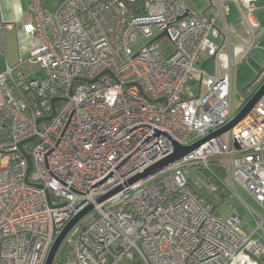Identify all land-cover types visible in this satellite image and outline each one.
I'll return each mask as SVG.
<instances>
[{
	"label": "built area",
	"instance_id": "obj_1",
	"mask_svg": "<svg viewBox=\"0 0 264 264\" xmlns=\"http://www.w3.org/2000/svg\"><path fill=\"white\" fill-rule=\"evenodd\" d=\"M213 1L214 15L188 0H64L55 10L28 0L24 29L42 76L0 70V264H45L91 204L53 264H264V97L224 134L127 184L175 143L191 145L238 113L233 56L223 72L218 62L205 70L229 10ZM250 98L240 95V109ZM235 184L262 211L252 210L255 228L217 210L221 185L240 195Z\"/></svg>",
	"mask_w": 264,
	"mask_h": 264
},
{
	"label": "crops",
	"instance_id": "obj_2",
	"mask_svg": "<svg viewBox=\"0 0 264 264\" xmlns=\"http://www.w3.org/2000/svg\"><path fill=\"white\" fill-rule=\"evenodd\" d=\"M53 1L44 0V6L49 10H55L64 0ZM220 1L225 2L229 10L224 18L221 16L217 18V25L222 30V35L216 39L220 47L219 55L215 58L219 63L218 71L223 72L226 69L227 60L232 55L236 64L246 60L249 62L250 68L256 73L253 78L255 81L260 73L264 74V0ZM188 2L191 9L197 12H207L211 15L217 12L213 0H188ZM248 4L253 7L252 18L259 23V31L253 30L247 20ZM28 12V0H0V70L9 65L16 70L21 69L29 76L36 73L28 71L27 68L30 63H34L30 61L29 56L37 44V39L24 29L29 20ZM251 43L255 44L254 47L241 60L246 46ZM255 48L257 51L253 52ZM263 74L258 83L264 82Z\"/></svg>",
	"mask_w": 264,
	"mask_h": 264
},
{
	"label": "water",
	"instance_id": "obj_3",
	"mask_svg": "<svg viewBox=\"0 0 264 264\" xmlns=\"http://www.w3.org/2000/svg\"><path fill=\"white\" fill-rule=\"evenodd\" d=\"M264 97V82L261 84V86L256 90V92L251 96V98L248 100V102L238 111V113L234 116V118L232 120H230L228 123H226L224 126H222L221 128L211 132L208 136L202 138L201 140L188 145V146H183L180 145L178 143H175V147H174V151L166 156L165 158L159 160L158 162L154 163L153 165H151L150 167H148L146 170H144L143 172L135 175L134 177H132L130 180L127 181V184H131L141 178H146L149 175H152L156 172H158L159 170H161L163 167H165L166 165H168L169 163L181 158L182 156H184L185 154L189 153L190 151L194 150L195 148L199 147L201 144H203L204 142L210 140L211 138L220 136L222 134H224L225 132H227L228 130H230L231 128L235 127L236 125H238L239 123H241L246 116L253 110V108L256 106V104ZM57 98H54L52 100L53 105L56 102ZM55 113V108L53 111V114L46 117L45 119L50 120L53 115ZM34 138V137H33ZM32 138V139H33ZM236 146L239 147V144L236 143ZM28 162H29V172L32 170V159L31 156L29 154H25ZM38 186H42V185H38ZM122 188V186H119L113 190H111L110 192H108L107 194L99 197L97 199L98 202H102L104 200H106L107 198H109L110 196H112L113 194H115L116 192L120 191ZM93 208V205H89L87 206L85 209H83L81 212H79L77 215H75L63 228V230L61 231V233L57 236V238L55 239L49 253L46 259L45 264H53L55 257L57 255V252L62 244L63 239L65 238L66 234L70 231V229L87 213L89 212L91 209Z\"/></svg>",
	"mask_w": 264,
	"mask_h": 264
},
{
	"label": "rangeland",
	"instance_id": "obj_4",
	"mask_svg": "<svg viewBox=\"0 0 264 264\" xmlns=\"http://www.w3.org/2000/svg\"><path fill=\"white\" fill-rule=\"evenodd\" d=\"M53 2H56V0H54ZM163 45L167 49H171L172 47V44L170 41L163 42ZM135 49H137V47ZM255 51H257L256 48L253 52ZM31 57H32V54L30 53L29 59ZM207 59H208L207 57H203L202 64L205 63ZM217 61L218 60H216L215 58L209 59L205 64V70L210 74L215 73ZM219 62L221 64L220 60ZM27 68H28V71L36 72L31 77H34V78L41 77L42 74H41V71H38L37 64L30 63ZM255 74L256 73L252 70V68H250V64L247 60L239 64L238 63L236 64L235 71H234V79H233V99H234L235 110L241 107L242 103L240 100V95L243 93V89L253 81V78H255ZM198 91L199 90L197 88L195 90V93L198 94ZM235 187L240 195H238L235 191H232L226 198L222 200L220 204H217V210L221 215L226 216V217H229L232 214L237 213L239 216L242 217V219L248 225L255 228L257 224L254 219L252 210L257 211L258 213H262V211L253 201H251L249 196L239 187V185L235 184ZM240 196L243 198V200L241 199ZM258 233L260 235H263L264 231L261 229L258 231ZM59 253L60 252H58L57 257Z\"/></svg>",
	"mask_w": 264,
	"mask_h": 264
},
{
	"label": "trees",
	"instance_id": "obj_5",
	"mask_svg": "<svg viewBox=\"0 0 264 264\" xmlns=\"http://www.w3.org/2000/svg\"><path fill=\"white\" fill-rule=\"evenodd\" d=\"M262 74L263 73H260V75L256 78L255 81H253L252 83H250L248 86H246L244 89H243V93L244 95H248V98H250L252 96V92L248 91L250 87H252L254 84H256L257 86L254 88L253 91H255L259 86L260 84L262 83H258L259 79L262 77ZM264 75V74H263ZM264 77V76H263ZM240 108L237 110L239 111ZM210 167L211 169L218 175V176H221L222 179H225L226 178V171L219 165V161L214 158L211 160L210 162ZM229 195V193H225L224 191V188H223V185H221V189H220V194H219V197H220V200L222 201L224 198H226L227 196Z\"/></svg>",
	"mask_w": 264,
	"mask_h": 264
}]
</instances>
